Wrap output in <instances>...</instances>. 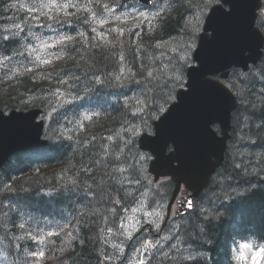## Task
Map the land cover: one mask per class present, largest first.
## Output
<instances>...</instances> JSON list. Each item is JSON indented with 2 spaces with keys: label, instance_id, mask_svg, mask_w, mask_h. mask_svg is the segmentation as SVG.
Returning a JSON list of instances; mask_svg holds the SVG:
<instances>
[{
  "label": "trees",
  "instance_id": "obj_1",
  "mask_svg": "<svg viewBox=\"0 0 264 264\" xmlns=\"http://www.w3.org/2000/svg\"><path fill=\"white\" fill-rule=\"evenodd\" d=\"M197 1L171 0V10L154 18L151 25L136 29V26L125 25L109 34L100 33L91 27L95 17L103 14L105 9L102 6L88 7L83 11V19L72 22L77 24L78 29L75 36L63 44L61 51L66 55V65H62L61 71L68 76L87 80L94 77L93 88L98 85V76L115 84L118 57H124L139 74L136 79L133 78V82H142L143 77L144 82L149 81L154 87H159L157 94L160 98L152 94L147 97L149 110L155 109L158 99L165 100V94L172 86V79L164 71L178 63L173 62L162 68L157 66L160 73H149L156 68L151 58H157L159 51H162L154 43L157 39L166 41L184 36L194 41L196 37L193 31L188 30L190 23L186 15L190 13L188 8ZM14 2L15 0H0V108L45 107L48 98L44 94L48 89L46 80L49 71L29 69L26 65L19 64V68L14 65L7 72L3 66V59L11 64V57L22 55L23 44L33 35L31 31L21 29L22 24L29 25L31 15L19 3ZM262 20L264 24V16ZM74 31L75 28L69 34ZM33 32L38 37L43 34L37 28ZM142 36L143 43L139 45L135 41ZM139 57L145 63L151 59L148 66L140 67ZM175 71L176 67L172 74ZM64 75L59 72L57 80ZM248 77L246 82L239 83L243 85V106L237 111L236 119L238 124L245 120L244 133L247 135L248 146L254 141L255 147L264 153V56ZM54 82L66 85L71 80ZM233 87H237L235 82ZM45 112L46 115L49 113L47 108ZM122 114L120 112L114 116L115 120H120ZM51 120L56 125L53 127L50 124L47 131L52 137L48 147L18 153L0 170V227L3 229L0 235H12L13 228L20 226L23 221H32L41 228L51 229L62 219L71 220L70 227L61 222L58 234L53 235L61 240L55 244L51 241L49 254L43 264H111L104 259L107 258L104 255L106 244L100 239L111 226L107 222L114 215L120 214L117 197L130 202L134 200L130 197L134 186L126 181V174L120 172L129 163L118 166V162L123 161L119 155L117 162L114 161L115 166L113 161H109L110 165L106 166L101 154L88 156L81 151V141L78 140L81 136H74L75 140L72 142L65 139L58 128L59 120L54 116ZM115 120L112 119L111 122ZM90 135L91 132L84 137ZM96 149L97 152L101 151L99 144ZM237 166L240 165L231 164L229 168H222L225 185L208 202L205 212L195 210L181 220L187 224L183 232L185 239L189 241V245L205 251L204 257L208 253L217 256L220 250L228 252L230 241L236 237L255 236L264 240V180L258 177L257 169H251L245 174ZM102 178H107L106 184L110 191L101 189V194L99 191L94 199H81L79 195H73L76 184L87 185L86 182H89L100 188L103 186ZM206 195L203 196L204 200L208 199ZM61 234H65L64 238ZM8 242L0 238V251L13 264L15 258ZM29 242L33 244V240L29 239ZM35 247L37 243L26 251V256L29 257ZM165 253L164 260L158 257L155 262L163 260V264H209L204 259L179 261L177 258H181L180 254L169 249ZM29 260L22 258L19 264H28ZM210 264L222 262L220 258H215Z\"/></svg>",
  "mask_w": 264,
  "mask_h": 264
},
{
  "label": "water",
  "instance_id": "obj_2",
  "mask_svg": "<svg viewBox=\"0 0 264 264\" xmlns=\"http://www.w3.org/2000/svg\"><path fill=\"white\" fill-rule=\"evenodd\" d=\"M229 3L231 11L222 6L216 7L207 22L209 34H202L195 50L198 66L189 70L188 90H182L178 102L156 125L157 135L147 138L144 146L150 148L156 156L151 164V171L157 176L171 174L178 182L184 180L198 195L208 180V175L221 163L201 155L195 164H187L178 159V151L191 139L206 136L213 146L221 142L210 130L212 121L221 122L223 132L229 123L230 111L236 104L227 87L209 76L233 65L248 67L250 62H257L263 46L262 33L253 27L255 10L262 0H224ZM248 53V54H247ZM223 72L222 76H227ZM39 112V111H38ZM38 112H15L0 116V165L16 151L26 150L45 143L41 139L42 123L37 122ZM16 114L22 116H14ZM174 142L176 153L165 154L166 145ZM192 196L188 198L191 202Z\"/></svg>",
  "mask_w": 264,
  "mask_h": 264
},
{
  "label": "rangeland",
  "instance_id": "obj_3",
  "mask_svg": "<svg viewBox=\"0 0 264 264\" xmlns=\"http://www.w3.org/2000/svg\"><path fill=\"white\" fill-rule=\"evenodd\" d=\"M45 4L49 8V10H50V11L48 10L49 12H52L54 9H57L58 11L60 10L58 0H47V2ZM152 14L153 13L149 12V11L135 12V10H131L129 13L124 12L121 14L110 13V15L107 16L105 19H103V20L101 19L100 22H101V24H106L107 22L119 23V22H124V21L132 20V19L139 20V19L147 18V17L151 16ZM167 47L170 49V53H168V58H170L172 56V54L174 52H176V51H173V48L177 47L176 48L177 51H180L181 48H183V47L188 48L189 44L185 41L184 37H182V38L176 39L175 42L167 45ZM46 50H47L46 43H44V42L41 43L40 49L37 50V58H38V61H40L41 63L46 60L45 59ZM182 51L186 52V49H183ZM158 60L160 61V60H165V59L161 58V56H160ZM162 66H163V62H160V67H162ZM126 73H128V71L125 69L123 71V74H122L123 77ZM124 99L131 106H134L135 103L139 102V99L136 96L134 91H132L129 95L125 96ZM134 110L135 109L133 108V111ZM127 129L130 130L129 133H130L131 138L134 136H138L144 130L143 126L140 124H137L136 126L134 124H132ZM120 133L123 134V132H120ZM127 138L128 137L123 135L124 140H126ZM112 161L114 162L115 158ZM115 162H114L113 166L116 165ZM161 215H162L161 208L148 209L146 201L142 200L135 208L131 209L128 212V214L126 216L124 230L127 234L130 235L141 224L143 226L145 224V221L152 222L154 224V227H158L160 224L159 221L161 219ZM145 217L148 219H146ZM142 222H144V223H142ZM154 233L158 234V232H154ZM146 238H148V237H146ZM239 244L247 245V244H252V242H250V241L240 242ZM144 248H146V243H144ZM133 249L134 250L132 252L131 257L129 258V260L127 259L124 264H140V262L144 260L143 245L140 244L139 246H137ZM249 264H264V247L263 246H261L259 248H254V246H253V254L251 255V258L249 259Z\"/></svg>",
  "mask_w": 264,
  "mask_h": 264
},
{
  "label": "clouds",
  "instance_id": "obj_4",
  "mask_svg": "<svg viewBox=\"0 0 264 264\" xmlns=\"http://www.w3.org/2000/svg\"><path fill=\"white\" fill-rule=\"evenodd\" d=\"M194 43V42H193ZM0 116H3V113L0 112ZM14 116H22L16 114ZM255 236H250L248 239H254ZM253 254V245H241L236 243L235 246L231 249L230 256L228 257L229 264H249V259Z\"/></svg>",
  "mask_w": 264,
  "mask_h": 264
},
{
  "label": "snow or ice",
  "instance_id": "obj_5",
  "mask_svg": "<svg viewBox=\"0 0 264 264\" xmlns=\"http://www.w3.org/2000/svg\"><path fill=\"white\" fill-rule=\"evenodd\" d=\"M81 38H82V37H81ZM9 39H11V37H9ZM69 40H71V38H69ZM161 46H167V45H161ZM173 51H177V49H176V48H173ZM123 59H124V58H122V60H123ZM180 59L187 60V58L184 57V56H181ZM174 77H175L176 79H182V74H177V75H175ZM85 119H89V117L86 115V116H85ZM189 206H191V205L189 204Z\"/></svg>",
  "mask_w": 264,
  "mask_h": 264
},
{
  "label": "bare ground",
  "instance_id": "obj_6",
  "mask_svg": "<svg viewBox=\"0 0 264 264\" xmlns=\"http://www.w3.org/2000/svg\"><path fill=\"white\" fill-rule=\"evenodd\" d=\"M187 14V13H186Z\"/></svg>",
  "mask_w": 264,
  "mask_h": 264
}]
</instances>
